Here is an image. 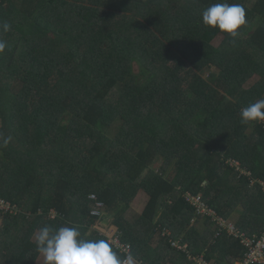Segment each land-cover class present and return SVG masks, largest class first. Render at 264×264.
Returning <instances> with one entry per match:
<instances>
[{
	"label": "trees",
	"instance_id": "1",
	"mask_svg": "<svg viewBox=\"0 0 264 264\" xmlns=\"http://www.w3.org/2000/svg\"><path fill=\"white\" fill-rule=\"evenodd\" d=\"M217 2L0 0V23L12 26L0 33L10 48L0 55V131L12 137L0 148V199L16 207L0 208V264H38L45 224L120 238L132 264L245 257L240 239L217 238L187 200L249 238L264 233V122L240 117L264 99V0H227L246 10L235 41L203 24ZM140 193L144 211L129 218ZM108 220L114 236L97 228Z\"/></svg>",
	"mask_w": 264,
	"mask_h": 264
},
{
	"label": "clouds",
	"instance_id": "2",
	"mask_svg": "<svg viewBox=\"0 0 264 264\" xmlns=\"http://www.w3.org/2000/svg\"><path fill=\"white\" fill-rule=\"evenodd\" d=\"M202 21L235 41L242 27L247 25L246 10L242 4L222 0L202 12ZM11 27L7 22L0 23V33H8ZM7 50H10L8 41L0 36V55ZM240 117L242 124L264 122V99L241 109ZM11 140V136L0 131V148H7ZM35 243L37 252L43 256V264H126V259L131 264V257H122L110 239L85 238L74 224L59 227L45 224L35 235Z\"/></svg>",
	"mask_w": 264,
	"mask_h": 264
},
{
	"label": "built area",
	"instance_id": "3",
	"mask_svg": "<svg viewBox=\"0 0 264 264\" xmlns=\"http://www.w3.org/2000/svg\"><path fill=\"white\" fill-rule=\"evenodd\" d=\"M234 163L240 169L239 164H237L236 162ZM241 171L242 170H240L239 173H241ZM91 198L96 199V196L92 195ZM187 200L190 204L193 205V207H195L199 216L212 220V222L217 226L218 228L217 238L221 237L224 231L227 230L232 236L236 237L237 239H240L243 242V245L248 249V251L245 257L238 264H263L264 263V233L262 236H254L253 238H249L247 237V235H243L239 233L237 231V228L234 225L230 224L227 220L222 218L217 212L209 208L207 203L201 198L189 197ZM5 202L10 205V210L3 208V206L5 205ZM8 202L7 200L1 199L0 206L2 207L3 211H5L6 213H10V212L13 213L16 209H14L15 207L10 202L9 203ZM52 212L53 214H51V216L53 219H55L58 215V212H56V214L54 213L53 210ZM95 214L100 215V212H95ZM111 241L116 246L117 249L121 250L123 253L127 255L126 258L131 257V264L135 262L134 257L132 255V246L130 244H124L122 243L120 238L116 240L115 237L111 238ZM172 245L174 248L187 251L186 249L182 248L178 242H173ZM190 258L194 259L199 264H208L203 257H200L198 259L192 258V257ZM126 264H128L127 259H126ZM140 264H146V263L140 262Z\"/></svg>",
	"mask_w": 264,
	"mask_h": 264
},
{
	"label": "rangeland",
	"instance_id": "4",
	"mask_svg": "<svg viewBox=\"0 0 264 264\" xmlns=\"http://www.w3.org/2000/svg\"><path fill=\"white\" fill-rule=\"evenodd\" d=\"M222 42V39L219 37L218 39H216L215 40V42H214V45H216V46H219L220 45V43ZM256 82V81H255ZM254 82V83H255ZM254 83H251V81L247 84V86H252ZM120 125V124H119ZM119 125H117L113 130L114 131H112L113 133H112V135H114V134H116V132H117V130H118V128H119ZM230 166H231V168H233V169H235L236 170V172H240V170H242V169H239L238 167H237V165L234 163V162H232V161H230L229 163H228ZM243 173V171H241V174ZM5 200V199H4ZM147 200H148V196L145 194V193H140L139 195H138V197H137V199L133 202V206H132V209L129 211V214H128V216H129V218H131L132 216H134L135 214L136 215H141L142 214V212L144 211V208H145V204H146V202H147ZM8 202V201H7ZM9 203V202H8ZM3 208L4 209H7V210H10V205L9 204H7L6 202H5V205L3 206ZM16 208V207H15ZM14 208V209H15ZM1 209H2V207H1ZM13 209V210H14ZM3 210V209H2ZM12 210V211H13ZM54 211V213L56 214V210H53ZM51 214H53V212L51 213ZM50 217L52 218V216L50 215ZM53 219V218H52ZM110 221L111 220H108L107 222H105L104 224H110ZM111 223H112V221H111ZM97 228H99V229H102V231H103V233H107V234H109L110 236H114V233H116L117 232V227H115L113 224H110V227H107V226H105V227H103V226H100V225H97ZM237 228V227H236ZM90 233H92V231L90 232ZM239 233H241V234H243V235H246L245 233H242V232H240L239 231ZM167 235H168V233H167ZM111 238H113V237H111ZM116 240H118V238H115ZM193 258V257H192ZM204 258V257H203ZM191 259V258H190ZM205 259V258H204ZM192 261H194V259H191ZM38 264H43V256H41L40 257V259H39V261H38Z\"/></svg>",
	"mask_w": 264,
	"mask_h": 264
},
{
	"label": "crops",
	"instance_id": "5",
	"mask_svg": "<svg viewBox=\"0 0 264 264\" xmlns=\"http://www.w3.org/2000/svg\"><path fill=\"white\" fill-rule=\"evenodd\" d=\"M230 223V222H229ZM230 224H232V225H234L233 223H230ZM235 226V225H234ZM236 227V226H235Z\"/></svg>",
	"mask_w": 264,
	"mask_h": 264
}]
</instances>
